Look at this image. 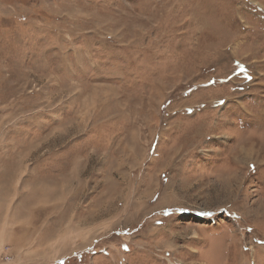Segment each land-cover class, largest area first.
Wrapping results in <instances>:
<instances>
[{
	"label": "rangeland",
	"instance_id": "obj_1",
	"mask_svg": "<svg viewBox=\"0 0 264 264\" xmlns=\"http://www.w3.org/2000/svg\"><path fill=\"white\" fill-rule=\"evenodd\" d=\"M0 264H264V0H0Z\"/></svg>",
	"mask_w": 264,
	"mask_h": 264
},
{
	"label": "bare ground",
	"instance_id": "obj_2",
	"mask_svg": "<svg viewBox=\"0 0 264 264\" xmlns=\"http://www.w3.org/2000/svg\"><path fill=\"white\" fill-rule=\"evenodd\" d=\"M252 147V146H251ZM253 155H256V153L254 152V151H252V150H249V151H247L246 152V156H245V158H248V157H252ZM260 157V156H259Z\"/></svg>",
	"mask_w": 264,
	"mask_h": 264
},
{
	"label": "built area",
	"instance_id": "obj_3",
	"mask_svg": "<svg viewBox=\"0 0 264 264\" xmlns=\"http://www.w3.org/2000/svg\"><path fill=\"white\" fill-rule=\"evenodd\" d=\"M5 257H6L7 259H10V260H11L12 255H11V254H10V255L8 254V255H6Z\"/></svg>",
	"mask_w": 264,
	"mask_h": 264
}]
</instances>
